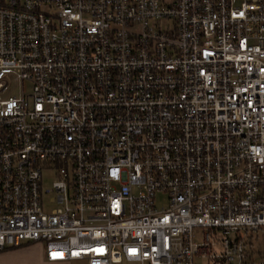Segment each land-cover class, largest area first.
I'll return each mask as SVG.
<instances>
[{
	"label": "built area",
	"instance_id": "1",
	"mask_svg": "<svg viewBox=\"0 0 264 264\" xmlns=\"http://www.w3.org/2000/svg\"><path fill=\"white\" fill-rule=\"evenodd\" d=\"M254 234L264 0H0V252L264 264Z\"/></svg>",
	"mask_w": 264,
	"mask_h": 264
},
{
	"label": "rangeland",
	"instance_id": "2",
	"mask_svg": "<svg viewBox=\"0 0 264 264\" xmlns=\"http://www.w3.org/2000/svg\"><path fill=\"white\" fill-rule=\"evenodd\" d=\"M13 79L14 78H11L12 85L9 87V90L5 94V98L15 97L19 95V91H20L19 85L17 82L13 81ZM25 87H26V92L29 93V91L31 90L30 85L27 84L25 85ZM42 177H43V181H42L43 191H48L52 189L53 183L56 180V176L54 175V173L44 172ZM50 199H51L50 195H48V197L47 196L44 197V206H45L46 212L51 211L57 207L55 204L50 203ZM165 200H166V197H164L161 194L158 196V199L156 200V202H158L159 205L163 206L166 203ZM193 231H194L193 242L194 244L199 245L203 241V231L199 228ZM253 236H254L253 244H255V251H257L258 253L259 252L262 253L264 251V239H263L262 234L260 235L254 234ZM194 261H195V264H208V260L200 258V257L199 258L195 257ZM79 264H86V263L84 261H80Z\"/></svg>",
	"mask_w": 264,
	"mask_h": 264
},
{
	"label": "crops",
	"instance_id": "3",
	"mask_svg": "<svg viewBox=\"0 0 264 264\" xmlns=\"http://www.w3.org/2000/svg\"><path fill=\"white\" fill-rule=\"evenodd\" d=\"M80 263V262H79ZM72 262H48L46 246L42 243L25 244L18 249L0 252V264H79Z\"/></svg>",
	"mask_w": 264,
	"mask_h": 264
},
{
	"label": "snow or ice",
	"instance_id": "4",
	"mask_svg": "<svg viewBox=\"0 0 264 264\" xmlns=\"http://www.w3.org/2000/svg\"><path fill=\"white\" fill-rule=\"evenodd\" d=\"M53 255L55 256V255H58V254H56V253H53Z\"/></svg>",
	"mask_w": 264,
	"mask_h": 264
}]
</instances>
